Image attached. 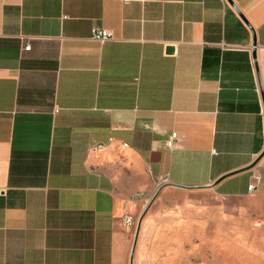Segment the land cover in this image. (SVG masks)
<instances>
[{"label": "crops", "instance_id": "crops-1", "mask_svg": "<svg viewBox=\"0 0 264 264\" xmlns=\"http://www.w3.org/2000/svg\"><path fill=\"white\" fill-rule=\"evenodd\" d=\"M231 1L245 21L226 0H0V264H162L190 223L237 221L253 173L264 189V0Z\"/></svg>", "mask_w": 264, "mask_h": 264}, {"label": "rangeland", "instance_id": "rangeland-1", "mask_svg": "<svg viewBox=\"0 0 264 264\" xmlns=\"http://www.w3.org/2000/svg\"><path fill=\"white\" fill-rule=\"evenodd\" d=\"M182 198L167 194L162 211L172 214ZM235 203L242 206L237 221L190 223L191 235L172 237L162 264H264V189Z\"/></svg>", "mask_w": 264, "mask_h": 264}, {"label": "built area", "instance_id": "built-area-1", "mask_svg": "<svg viewBox=\"0 0 264 264\" xmlns=\"http://www.w3.org/2000/svg\"><path fill=\"white\" fill-rule=\"evenodd\" d=\"M112 37V33L109 30L102 29V28H92L90 31V38L102 42L104 40L110 39ZM30 48L29 45L24 46L25 50H28ZM55 112L58 111L57 108L54 110ZM176 134L172 133L169 137V139L166 141V145L168 148H173L175 144ZM93 147L97 148V144H94ZM165 181V178L161 177L157 182L156 185L160 186ZM260 185V176L257 173H253L248 185H247V191L249 194H252L255 192ZM123 223L125 226L132 228L134 226V218L129 215L125 214L123 215Z\"/></svg>", "mask_w": 264, "mask_h": 264}, {"label": "water", "instance_id": "water-1", "mask_svg": "<svg viewBox=\"0 0 264 264\" xmlns=\"http://www.w3.org/2000/svg\"><path fill=\"white\" fill-rule=\"evenodd\" d=\"M235 10L236 12L240 15V13L238 12V10L236 9V7L234 6L233 2L231 0H226ZM241 16V15H240ZM242 18V16H241ZM243 19V18H242ZM244 20V19H243ZM245 21V20H244ZM246 23V22H245ZM247 24V23H246ZM248 25V24H247ZM249 26V25H248ZM250 28V27H249ZM251 30V33H252V58L255 59V50H256V39H255V36H254V32L253 30L250 28ZM168 51H173V47H169L167 48ZM172 185H175V186H179V187H183V188H189V187H186V186H181L179 184H172ZM160 189H158L155 194L153 195V197L151 198L150 202H149V205L146 207V209L144 210V212L139 216L138 220H137V223H136V228H135V232H134V244H133V249H132V255H133V250H134V246H135V243H136V239H137V236H138V232H139V229H140V224H141V220L144 216V213L147 211V209L149 208V206L151 205V203L153 202V200L156 198V196L158 195Z\"/></svg>", "mask_w": 264, "mask_h": 264}]
</instances>
